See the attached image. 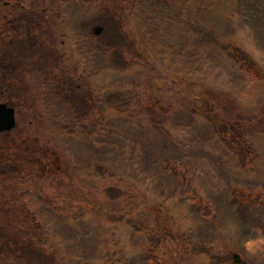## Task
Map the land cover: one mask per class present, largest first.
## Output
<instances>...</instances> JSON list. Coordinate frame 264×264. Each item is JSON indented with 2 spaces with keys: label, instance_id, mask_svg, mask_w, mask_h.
Segmentation results:
<instances>
[{
  "label": "rangeland",
  "instance_id": "rangeland-1",
  "mask_svg": "<svg viewBox=\"0 0 264 264\" xmlns=\"http://www.w3.org/2000/svg\"><path fill=\"white\" fill-rule=\"evenodd\" d=\"M93 1L65 7L63 28L47 36L65 54L68 65L88 74V83L93 77H109L103 97L92 103L94 94L82 89L67 102L69 91L58 84L59 89L50 90L47 85L55 81H45L41 91L31 95L28 90V106L18 104L35 129L27 132L20 126L21 133L29 134L30 145L38 137L49 151L45 180L37 176L28 180L44 191L40 213L44 235L57 237V245L49 243L41 253L34 240L27 244V232H35L31 226L3 225L0 264H65L69 253L82 256L91 251L82 242L98 230L108 235L103 243L112 249L100 257L107 258V264H234L236 254L245 260L254 257L264 240V0H151L150 9L137 5L139 24L128 26L134 28L135 45L129 39L132 32L125 29L126 22L136 23L137 11L131 14L135 0ZM253 3L263 15L241 13L240 8ZM141 11L152 18L144 22ZM119 18L125 22L123 30L115 26ZM96 28L102 29L97 36ZM171 43L176 53L168 49ZM230 45L243 50L252 65L247 68L237 56L226 53ZM42 55L30 50L22 74L32 77V69L40 71L46 64ZM107 64L110 67L105 68ZM65 70L71 72L70 67ZM87 82L82 79V86ZM119 95L126 101L119 108L131 109L133 118L134 107L158 96L173 105L184 100V107L161 110L165 114L173 110L166 127L173 145L165 148L167 139L155 132L161 139L151 143L148 138L150 144L141 149L140 125L133 118L120 115L117 120L110 115L109 107ZM191 104L204 115L192 116ZM65 129L76 139L63 136ZM93 130L101 139L87 145L85 138ZM132 152L137 158L131 157ZM58 167H62L60 178L52 177L51 171ZM170 197L174 198L165 210L162 206ZM233 197L240 201L234 212L238 218L226 223L223 202L229 204ZM87 204L111 213L108 231L96 227L102 212L92 210L94 220L85 219L81 225L74 221L85 217ZM141 205L149 211V228L143 213H137L138 220L129 218ZM218 206V222L185 224L199 208L219 214ZM144 231L152 235L145 237ZM15 239L19 241L9 247L7 241ZM71 239L77 249L68 251ZM257 264H264V258Z\"/></svg>",
  "mask_w": 264,
  "mask_h": 264
},
{
  "label": "flooded vegetation",
  "instance_id": "flooded-vegetation-1",
  "mask_svg": "<svg viewBox=\"0 0 264 264\" xmlns=\"http://www.w3.org/2000/svg\"><path fill=\"white\" fill-rule=\"evenodd\" d=\"M60 1L0 0V49H5L8 55H0V68L7 71L0 73V104L13 110L16 125L12 131H0V222L2 224L12 219L15 182L20 185L21 182L28 180L30 176L28 163L31 154L42 153L41 139L35 138L31 151L29 134L21 133L23 129L20 126L29 132L31 122L23 113V107L19 111L18 104L27 105L30 77L28 74H22V71L28 66L30 50L46 46V38L42 33L43 19L58 15L56 9L61 6ZM47 45L50 49H57L54 41H49V38ZM12 49L22 50L21 65L14 64V59L10 58ZM15 60L17 61L18 57H15ZM32 76L41 77V74L33 72ZM3 114L5 117L9 116L5 112ZM3 217L5 220H2Z\"/></svg>",
  "mask_w": 264,
  "mask_h": 264
},
{
  "label": "trees",
  "instance_id": "trees-1",
  "mask_svg": "<svg viewBox=\"0 0 264 264\" xmlns=\"http://www.w3.org/2000/svg\"><path fill=\"white\" fill-rule=\"evenodd\" d=\"M148 2H151V0H135V1H133V3H132V5H133V9L131 10V11H137L138 12V10H137V5H139V6H145L147 9H150L152 6H153V4H149ZM151 6V7H150ZM247 8H249V9H257V6L256 5H248V7ZM142 12V16H141V19L145 22H148L149 21V19H151L152 18V15L148 12V11H141ZM119 22V21H118ZM126 25H128V24H126ZM120 27H121V23H120ZM122 28V27H121ZM125 43H127V42H125ZM168 49L169 50H171V51H175L176 52V50H175V47H174V44H172L171 43V45L168 47ZM229 51H231V53H232V55H236L237 56V58L238 59H240L241 61H242V63L245 65V66H247V67H249V66H251L252 65V63H251V61H250V59L247 57V55L244 53V52H242L241 50H239V49H233V48H231V50H229ZM178 53H180V51L178 52ZM177 53V54H178ZM151 57V56H150ZM156 97V96H155ZM120 103H126V101H125V99L124 98H121L120 100ZM183 103H185L184 102V100L182 101V102H179V103H177V105H173V104H171L169 101H167V98H162V97H156V99L154 100V101H152V100H150V102H149V104H147V105H144V104H141L140 103V106H139V112L141 113V117H142V120L144 121L145 120V118H146V120L145 121H148V119H147V117L148 116H151V121L155 124V125H159V127H155V130L157 131V130H159L160 132H162L163 131V128H162V125L163 124H166L167 125V128L169 127V125H170V122H171V120H170V118H169V113H173V110L171 111V109H169V111L165 114V112L164 113H162L161 112V110L162 109H164V108H166L167 106L169 107V106H171L170 108H172V109H179V108H181V107H184L183 106ZM160 105H163L162 107H160ZM192 105L193 104H191V108H192V111H191V115L192 116H196V114H198V115H204V114H199V112H198V110L195 108V107H192ZM195 105V104H194ZM166 106V107H165ZM167 107V108H168ZM129 111V110H128ZM128 111H126V112H128ZM157 111V114L156 113H154V112H156ZM167 111V110H166ZM157 116L159 117V119L161 120V121H157ZM149 124H151L150 122H148ZM152 125V124H151ZM90 204H87V205H85L84 206V208H86V212L88 213L89 212V210L91 209V207H88ZM140 207H142V206H140ZM136 209V208H135ZM126 210H128V209H126ZM102 211V210H101ZM32 215H31V213L30 214H27V212H26V216H25V210H16L15 209V211H14V215H13V223L11 224V227L12 228H17V226L19 227V226H26L27 225V227L28 226H31L32 228H33V230L35 231L34 233H32L31 231H28V229H27V227H25V229H27V236H26V238H27V244L30 246V244H29V242L30 243H33L34 241H33V238H34V234H37V231H38V229H39V231H40V226L37 224V222H36V219L34 220L32 217H31ZM81 221H83V217L82 216H80V218H79ZM39 226V227H38ZM30 239V240H29ZM17 241H19L18 239H15L14 241H12V240H10V241H7V245L9 246V247H11V245H9V244H14V243H16ZM88 264H91V263H89V262H87ZM94 264H98V261L96 260L95 261V263Z\"/></svg>",
  "mask_w": 264,
  "mask_h": 264
},
{
  "label": "water",
  "instance_id": "water-1",
  "mask_svg": "<svg viewBox=\"0 0 264 264\" xmlns=\"http://www.w3.org/2000/svg\"><path fill=\"white\" fill-rule=\"evenodd\" d=\"M2 112H3V107L0 108V116H1ZM9 112H10L11 114H10V117H9V119H8V122H9V123H13V122H14V119H13V117H11V116H12V112H11V111H9ZM235 262H236V263H239V257H236V258H235Z\"/></svg>",
  "mask_w": 264,
  "mask_h": 264
},
{
  "label": "clouds",
  "instance_id": "clouds-1",
  "mask_svg": "<svg viewBox=\"0 0 264 264\" xmlns=\"http://www.w3.org/2000/svg\"><path fill=\"white\" fill-rule=\"evenodd\" d=\"M250 247H252V246L250 245Z\"/></svg>",
  "mask_w": 264,
  "mask_h": 264
}]
</instances>
